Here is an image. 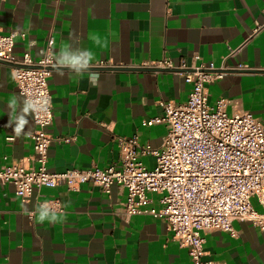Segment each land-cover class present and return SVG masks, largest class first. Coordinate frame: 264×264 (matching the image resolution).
Wrapping results in <instances>:
<instances>
[{
	"label": "crops",
	"instance_id": "obj_1",
	"mask_svg": "<svg viewBox=\"0 0 264 264\" xmlns=\"http://www.w3.org/2000/svg\"><path fill=\"white\" fill-rule=\"evenodd\" d=\"M258 25H264V0H0V32L24 34L16 38V54L27 52L38 61L53 38L56 67L49 87L54 119L48 128L56 139L48 151L52 172L120 166L121 137L138 136L141 145L159 149L167 125L143 122L163 115L161 102L185 103L192 86L184 73L202 64L227 69L222 79L208 85L209 105L226 99L229 115L248 111L263 120L264 28L251 36ZM65 47L70 55L92 51L91 67L80 74L58 69ZM163 59L188 68L94 69L143 68ZM239 65L248 69H233ZM93 73L99 76L94 84ZM23 104L13 68L0 64V120L6 125L0 127V167L33 164L32 111L20 135L14 132ZM11 135L14 140L8 141ZM141 159L148 169L156 165L151 155ZM149 196L153 202L143 209L159 211L161 196ZM126 200L127 190L119 186L109 194L93 185L78 191L64 185L44 187L34 189L27 201L12 185L0 186V264H193L163 218L150 212L127 215ZM251 203L264 215L259 197ZM41 205L56 214V222L39 221ZM233 226L234 235H205L203 260L264 264V233L249 221Z\"/></svg>",
	"mask_w": 264,
	"mask_h": 264
},
{
	"label": "built area",
	"instance_id": "obj_2",
	"mask_svg": "<svg viewBox=\"0 0 264 264\" xmlns=\"http://www.w3.org/2000/svg\"><path fill=\"white\" fill-rule=\"evenodd\" d=\"M263 28L258 25L251 36ZM19 35L24 36L17 31L0 32V61L19 66L13 68L17 91L24 101L36 102L40 110L32 111L36 125L31 134L33 164L0 167V186L12 185L23 201L33 195L34 189L44 187L64 185L70 191H78L83 185H93L107 194L113 186L122 187L127 190L125 213L150 212L163 218L173 238L188 249L193 264H208L203 260L207 233L234 235L235 221L252 222L264 233V215L251 203L255 196L264 202V119L255 118L248 111L229 115L226 99L209 105L208 85L222 79L227 69L221 71L214 64H202L184 73L186 83L192 86L188 100L161 102L163 115L143 122L144 126L167 125L168 132L159 149L141 145L138 136L121 137L120 166L52 172L48 168V151L56 139L48 128L54 119L49 87L50 67H56L51 51L53 38L36 61L27 52L16 54ZM145 67L188 68L184 63L175 67L168 59ZM233 69L248 67L239 65ZM45 101L50 103L45 105ZM0 127L6 128L1 120ZM7 140L13 141L14 136ZM147 155L156 160L153 169L142 162L141 158ZM150 194L161 196L159 211L143 209L153 202Z\"/></svg>",
	"mask_w": 264,
	"mask_h": 264
},
{
	"label": "clouds",
	"instance_id": "obj_3",
	"mask_svg": "<svg viewBox=\"0 0 264 264\" xmlns=\"http://www.w3.org/2000/svg\"><path fill=\"white\" fill-rule=\"evenodd\" d=\"M97 42H99L97 40ZM70 48L65 47L62 48L58 59H57V68L62 69L64 67L69 68L70 70L74 71L77 74H80L83 71L88 70L91 67V62L94 60V54L92 51L84 49L78 50L76 53L69 54ZM62 75V71L60 72ZM99 76L96 73L90 75L91 82L94 84L96 80H98ZM50 101H45L44 104L48 105ZM40 110V106L32 101V100H25L23 104V108L21 110V114L16 119V126L14 128V132L16 135H20L23 131L25 125L28 123L26 119V114L30 111H38ZM39 216L38 219L40 222H44L48 220L49 222H56L57 216L55 213H50L49 208L47 205H41L37 209Z\"/></svg>",
	"mask_w": 264,
	"mask_h": 264
},
{
	"label": "water",
	"instance_id": "obj_4",
	"mask_svg": "<svg viewBox=\"0 0 264 264\" xmlns=\"http://www.w3.org/2000/svg\"><path fill=\"white\" fill-rule=\"evenodd\" d=\"M0 64H4L7 65L9 67H19L18 65H14L11 63H7V62H3L0 61ZM55 67H50V70H53ZM95 70H99V71H132V70H139V71H152V72H157V71H163V72H167V71H174L176 69H162V68H154V67H143V68H136V67H115V66H105V67H95Z\"/></svg>",
	"mask_w": 264,
	"mask_h": 264
}]
</instances>
